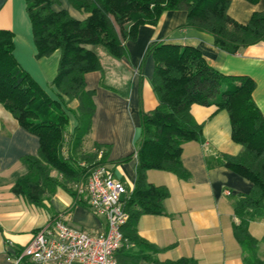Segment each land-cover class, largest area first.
Segmentation results:
<instances>
[{"label":"trees","instance_id":"1","mask_svg":"<svg viewBox=\"0 0 264 264\" xmlns=\"http://www.w3.org/2000/svg\"><path fill=\"white\" fill-rule=\"evenodd\" d=\"M25 1L36 57L60 52L52 82L57 98L17 62L14 33L0 29V103L22 128L39 138L38 154L22 158L26 172L13 187L16 195L39 207H45L58 189L87 204L77 187L86 184L95 168L107 166V152L101 151V146L84 149L95 111L85 76L103 70L92 48L101 46L117 59H129L127 43L137 40L142 26L156 27L165 12L180 10L187 12L185 28L212 35L215 46L230 54L264 42V12H255L247 24H241L229 14L231 0H69L73 8L88 14L84 20L66 10H54L59 0ZM247 1L256 4L260 0ZM150 56L155 63L151 83L158 106L150 113L142 112L135 152L121 160L137 159V178L132 192L122 199L129 214L123 234L133 246L117 253L118 263L199 264L194 258L158 259L164 249L142 238L137 225L142 215L165 214L170 197L168 187L148 181L149 170L167 171L182 180L190 178L182 160L183 146L205 142L203 124L192 113L193 105H201L229 114L232 139L242 150L237 155L218 154L217 164L252 183L250 192L237 198L234 215L238 222L233 229L244 264H264L259 241L249 231L251 222L264 217V115L253 98L256 82L221 74L192 46L154 42L145 51L142 70ZM74 101L76 109L69 107ZM71 112L77 119L74 133L70 132ZM207 164L212 166L209 158Z\"/></svg>","mask_w":264,"mask_h":264},{"label":"crops","instance_id":"2","mask_svg":"<svg viewBox=\"0 0 264 264\" xmlns=\"http://www.w3.org/2000/svg\"><path fill=\"white\" fill-rule=\"evenodd\" d=\"M53 8L66 10L79 20L88 17L73 8L69 0H59ZM255 12H264V0L256 4L231 0L229 14L241 24H247ZM186 19V11H168L156 27L142 26L137 40L127 43L129 59H117L101 46L92 48L103 70L85 76L87 89L93 92L95 111L84 149L92 151L99 145L101 151L107 152L104 162L127 188L123 199L135 187L137 159L121 160L135 152L142 131V112L150 113L158 106L151 83L155 69L152 56L141 69L145 51L152 43L195 47L221 74L252 78L257 85L253 98L264 115V42L230 54L215 46L212 35L185 28ZM0 29L14 33L17 62L51 97L57 98L52 82L60 52L36 57L25 0H0ZM77 106L76 101L69 105L72 109ZM192 113L203 124L205 142L192 141L183 146L182 160L190 178L182 180L173 173L154 169L147 172L148 181L168 187L170 197L165 202V214L140 217L139 235L164 249L157 255L162 261L185 257L199 264H244L242 247L234 235L233 226L238 222L234 207L240 194L250 192L252 183L217 164L218 154L237 155L242 147L232 139L227 111L193 105ZM69 115L70 132L74 133L77 119L72 112ZM39 148V138L22 128L0 103V264H13L34 234L56 218L91 235L107 230L104 217L63 189H58L45 207L30 204L14 193L16 181L26 172L22 158L37 155ZM207 158L212 166L207 164ZM249 231L259 241V254L264 260V217L251 222ZM20 264L29 263L24 260Z\"/></svg>","mask_w":264,"mask_h":264},{"label":"built area","instance_id":"3","mask_svg":"<svg viewBox=\"0 0 264 264\" xmlns=\"http://www.w3.org/2000/svg\"><path fill=\"white\" fill-rule=\"evenodd\" d=\"M77 189L85 196L89 208L105 218L106 232L91 235L56 218L34 234L13 264L24 260L29 264H119L117 253L133 246L123 234L129 220L122 201L127 193L125 184L108 166L100 165L86 184Z\"/></svg>","mask_w":264,"mask_h":264},{"label":"rangeland","instance_id":"4","mask_svg":"<svg viewBox=\"0 0 264 264\" xmlns=\"http://www.w3.org/2000/svg\"><path fill=\"white\" fill-rule=\"evenodd\" d=\"M55 5H57V4H55ZM118 30H119V27H118ZM260 255V254H259ZM260 257H261V255H260ZM146 264V263H145Z\"/></svg>","mask_w":264,"mask_h":264}]
</instances>
